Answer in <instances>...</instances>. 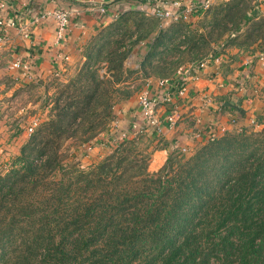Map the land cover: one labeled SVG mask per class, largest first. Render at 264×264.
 <instances>
[{
  "label": "trees",
  "instance_id": "obj_1",
  "mask_svg": "<svg viewBox=\"0 0 264 264\" xmlns=\"http://www.w3.org/2000/svg\"><path fill=\"white\" fill-rule=\"evenodd\" d=\"M240 7L246 21L248 0L219 5L213 19ZM89 55L79 85L54 98L0 172V264H264V130L170 153L155 171L131 141L86 169L60 162L67 131L94 124L105 76Z\"/></svg>",
  "mask_w": 264,
  "mask_h": 264
},
{
  "label": "rangeland",
  "instance_id": "obj_2",
  "mask_svg": "<svg viewBox=\"0 0 264 264\" xmlns=\"http://www.w3.org/2000/svg\"><path fill=\"white\" fill-rule=\"evenodd\" d=\"M228 1L231 0L209 5L195 20L193 27L179 21L168 23L158 31L154 19L156 17L146 12L145 15L140 7H133L121 12L111 28L99 32L93 38V45L89 47H92L89 51L93 50L89 55L93 66L101 76H105L99 98L96 99L98 104L96 109H92L96 116L90 123L94 124L84 135L82 134L86 127L67 131L69 134H75V137L60 141L57 151L60 162L65 167L76 163L80 168L86 169L91 163L99 162L116 147H124L131 141L132 154L147 160L149 170L155 171L164 163L168 154L188 156L206 141L207 139H198L191 149L185 148L181 151L165 148L162 153L156 151L161 141L158 139L159 136L151 138L146 133H137L136 137L123 140H118L116 136L127 130L129 123L138 118L137 114L130 122L123 112L133 108L137 93L147 81L173 78L181 67L183 71L191 68L192 65L186 67L184 62L195 63L207 55L216 54L229 45L235 46L240 42L243 43L240 47L245 50H251L255 44L258 50L264 52L262 16L246 21L242 16V20L239 15L243 13L244 8L240 7L234 9L225 22H217L220 15L213 19L214 8L223 6ZM154 32L152 39H149L150 34ZM146 40L151 44L141 59L140 54L144 53ZM98 49L100 51L96 56L95 50ZM80 66L79 62H75L69 64L63 71L47 75L40 81L18 84L14 87L0 86V172L3 173L12 167L20 146L29 134L54 113L52 110L54 98L60 92H63V95L70 94L74 82L76 86L79 85L76 79ZM81 81L84 82V79ZM258 122L257 127L241 125L238 127L239 130L230 128L215 138L231 131L264 130V121L259 119ZM29 127L31 130H28Z\"/></svg>",
  "mask_w": 264,
  "mask_h": 264
},
{
  "label": "crops",
  "instance_id": "obj_3",
  "mask_svg": "<svg viewBox=\"0 0 264 264\" xmlns=\"http://www.w3.org/2000/svg\"><path fill=\"white\" fill-rule=\"evenodd\" d=\"M5 1L6 6L3 10L0 8V15L4 20H16L18 25L28 24L31 12H41L44 9L62 7L75 8L79 11L78 15L70 19L69 29L59 42L55 41L56 26L48 18H44L37 25H32L26 37L17 27L6 31L0 48V86L7 87L40 81L47 75L63 71L65 67L75 62L82 64L87 55L93 51H89L92 48L89 47L94 43L93 38L102 30L111 28L121 12L133 7H140L144 13L150 14L151 7L160 1L169 6L172 2H176L180 9L191 6L192 12L183 20L189 27L195 25V20L206 9L200 7L204 0ZM220 1L222 0H208V6ZM248 2L247 17L251 20L260 16L264 18V0H248ZM98 6L104 7L105 12L100 13L97 10ZM154 19L158 31L168 23H173H163ZM154 34L155 32L150 34L149 39H152ZM146 41L143 42L146 48L144 53L140 54L141 59L151 44ZM216 54L221 55V61L218 64H207V67L200 71L198 79L188 83L185 95L175 99L178 115L175 126L170 129L163 128L157 135L147 133L151 138L159 136L158 139L161 141L156 151L163 153L165 148L174 149L175 145L191 149L198 139H204L205 132L202 130L210 126H224L225 130H228L236 129L241 125L247 126L251 117L264 121V52L258 50L255 44L251 50H245L239 45H229ZM14 58L31 63L32 77L24 78L19 70L11 66ZM200 60L195 63L184 62V64L188 67ZM154 81L150 82L151 93L155 92ZM203 96H207V101L203 100ZM155 107L160 115L165 114L164 111L169 109L167 104H158ZM136 111L135 101L133 108L123 114L131 122L137 116ZM196 131L203 132L200 138L195 137ZM161 159L163 160V157Z\"/></svg>",
  "mask_w": 264,
  "mask_h": 264
},
{
  "label": "built area",
  "instance_id": "obj_4",
  "mask_svg": "<svg viewBox=\"0 0 264 264\" xmlns=\"http://www.w3.org/2000/svg\"><path fill=\"white\" fill-rule=\"evenodd\" d=\"M5 0H0V8L3 10L6 6ZM208 0H204L200 7L203 9L207 8ZM97 10L100 13H104V7L98 6ZM191 6H184L180 9L179 4L172 2V4L166 5L165 2H158L154 4L149 13L156 17L160 21L165 22H179L188 18L189 14L192 12ZM79 14V11L75 8H52L44 9L41 12H31L29 14L30 21L28 24L18 25L17 21L14 19L4 20L0 15V48L4 41V35L9 28L17 27L19 32L26 37L30 31L32 25H37L44 18L51 19L56 26L55 41H61L65 33L69 29V21L72 17ZM263 59V57H260ZM221 61V55L213 54L207 55L202 60L196 64L190 66L189 70L183 71L182 67L177 71V74L173 78H158L154 81V93H151L150 81H147L142 90L137 93L136 105L138 118L129 123L128 129L121 131L117 134L116 138L127 139L128 137H136L137 133H148L157 135L161 133L163 128H173L178 121V115L176 113V100L185 95L187 90V85L190 81H195L198 79L200 71L207 67V64L214 63L218 64ZM11 66L14 69L20 71L24 78L32 77V65L27 60H22L20 58H14L11 61ZM203 100L207 101V96H203ZM169 105V109L164 111L165 114L160 115L156 111V105ZM249 126L257 127L259 122L257 118L251 117L248 122ZM239 130L240 128H236ZM28 130H31L29 127ZM205 132L204 139L212 140L217 137L220 133L227 131L224 126H210L202 130ZM200 131L195 132V137L200 138L202 133ZM116 138H112L115 140ZM89 148V147H88ZM174 149H180L183 151L185 147L174 146Z\"/></svg>",
  "mask_w": 264,
  "mask_h": 264
}]
</instances>
